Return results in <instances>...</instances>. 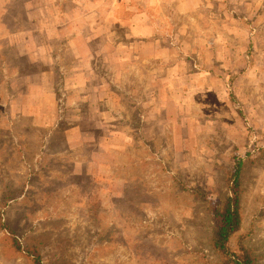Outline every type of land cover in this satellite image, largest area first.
Masks as SVG:
<instances>
[{
	"label": "rangeland",
	"instance_id": "1",
	"mask_svg": "<svg viewBox=\"0 0 264 264\" xmlns=\"http://www.w3.org/2000/svg\"><path fill=\"white\" fill-rule=\"evenodd\" d=\"M27 1H4L7 30L14 22L28 27L29 18H43L22 11ZM90 1L79 0L75 10L73 0H60L68 12L53 14L54 22L72 23L81 15L86 22ZM181 1L99 0L100 55L94 64L101 78L112 80L119 69L114 87H134V101L144 96V67L118 62L126 50L113 46L125 39L129 15L146 5L152 16L156 7L163 15L158 34L172 54L169 63L180 59L197 73L199 87L211 88L197 91L176 141L140 140L137 113L146 110L130 109L122 98L114 111L131 122L137 139L124 151L122 142L120 149L99 151L93 170H76L77 159L90 158V148L67 149L60 133L67 125L35 126L19 112L38 100L43 114L45 103L37 97L43 91L34 83L38 94L28 90L35 68L28 55L13 67L11 47L0 44V264H32L23 250L31 246L41 252L42 264H215L212 209L229 193L238 163L241 225L229 245L245 244L255 264H264V0H197L190 12L181 11ZM107 17L118 20L115 28H107ZM108 52L115 60L101 61ZM59 89L57 81L58 95ZM56 105L59 112L60 101Z\"/></svg>",
	"mask_w": 264,
	"mask_h": 264
},
{
	"label": "crops",
	"instance_id": "2",
	"mask_svg": "<svg viewBox=\"0 0 264 264\" xmlns=\"http://www.w3.org/2000/svg\"><path fill=\"white\" fill-rule=\"evenodd\" d=\"M4 1L0 0V44L11 47L12 54L15 55L12 61L13 67L17 66L24 55L25 57L28 55L31 66L35 64L34 70L28 74V90L30 93L36 92L39 87L43 92L37 97H42L43 104L45 103L42 106L43 114L37 111L38 100L34 106L31 102L24 104V112H19L24 116L28 115L35 126L43 124L52 125L54 128L59 124L67 125L60 132L64 136L61 137L67 149L90 148L88 161L77 159L75 163L76 170L79 168L77 171L93 170L92 166L96 164L95 158L99 151L120 149L121 146L117 142L123 143L124 151L130 147L133 140L137 139L128 126L131 122L127 121L124 115L123 120H120L114 111L119 108L122 98L130 101L128 108L137 111L143 108L146 110L144 114L137 113L139 116L137 133L140 140L159 141L170 138L176 141L177 131L181 126L180 118L191 116L192 111L190 113L189 110L190 108L193 110V106L196 105L197 91L203 89V92H208L211 88L209 84L199 87L195 81L197 73L190 71L188 64L180 59L169 63L172 54L167 52L163 33L158 34V30L161 31L164 27L163 15L158 14V7L156 12L154 11V16L146 5H142V9L133 11L134 13L129 15L126 23L123 24L125 39L113 46L116 49L122 45L126 50L122 57L116 59L118 62H122V59L125 66H132L135 61L139 66L144 67L145 73H142L144 82L141 86L144 96L141 100L134 101L130 96V93L136 91L134 87L119 90L114 87L120 77L119 69H114L112 80H108L109 78L104 76L101 78L102 75L94 64L100 55L96 52L99 50L96 48L98 45L96 37L99 35L96 30L99 29L101 12L99 0L90 1L91 7L86 10L90 13V17L86 22L81 15V18L76 16L75 19L79 20L72 23L54 22L53 14L59 13L65 16L68 12L60 0H41L42 4L38 0H28L22 11L27 14H43V18L37 21L29 18L26 21L28 27L17 26L14 22L10 30H7L1 22ZM196 1L182 0L181 11H193ZM80 4L79 0H73L72 9L77 10ZM110 11L112 12V7ZM117 21L107 17V28H115ZM85 27L89 30L86 36L83 32ZM70 28L73 32L69 31ZM39 34L41 38L38 37ZM109 52L108 56L105 54L101 57V61L108 60L107 57L110 56L115 60V56ZM67 54L70 55L69 67H65L64 63L67 61ZM146 65L149 67L147 68ZM57 81L60 85L59 95L55 91ZM33 83L37 89H33ZM57 101L61 103L59 112L56 108ZM123 105L126 106L125 101ZM47 110L50 111L45 113ZM188 120H182L183 124L188 125Z\"/></svg>",
	"mask_w": 264,
	"mask_h": 264
},
{
	"label": "trees",
	"instance_id": "3",
	"mask_svg": "<svg viewBox=\"0 0 264 264\" xmlns=\"http://www.w3.org/2000/svg\"><path fill=\"white\" fill-rule=\"evenodd\" d=\"M229 193L223 198L221 204L212 209L214 228L210 235V246L218 255L215 264H255V257L251 248L240 243L236 249L229 245L230 238L240 229L241 225V182L240 163L235 171L229 175ZM9 231L11 228L5 226ZM15 248L22 250L19 241L13 239ZM29 255L32 264H42V255L35 246L23 249Z\"/></svg>",
	"mask_w": 264,
	"mask_h": 264
}]
</instances>
